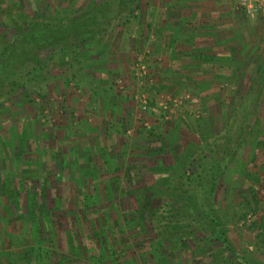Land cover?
I'll use <instances>...</instances> for the list:
<instances>
[{
	"label": "rangeland",
	"instance_id": "rangeland-1",
	"mask_svg": "<svg viewBox=\"0 0 264 264\" xmlns=\"http://www.w3.org/2000/svg\"><path fill=\"white\" fill-rule=\"evenodd\" d=\"M242 1L249 45L218 51L202 98L161 68L157 0H0V41L19 16L87 32L0 112V264H264V10ZM226 129L237 151L213 198L231 251L189 200L211 192L204 154Z\"/></svg>",
	"mask_w": 264,
	"mask_h": 264
},
{
	"label": "crops",
	"instance_id": "crops-1",
	"mask_svg": "<svg viewBox=\"0 0 264 264\" xmlns=\"http://www.w3.org/2000/svg\"><path fill=\"white\" fill-rule=\"evenodd\" d=\"M237 1L157 0L165 6L166 30L162 34L167 36L169 51L161 68L172 70L179 78L176 85L181 84L183 90L198 92L202 98L212 93L211 84L218 77V51H244L240 39L249 31L242 21L243 14L235 12ZM243 44L247 49L249 44ZM171 91H175L174 86Z\"/></svg>",
	"mask_w": 264,
	"mask_h": 264
},
{
	"label": "trees",
	"instance_id": "trees-1",
	"mask_svg": "<svg viewBox=\"0 0 264 264\" xmlns=\"http://www.w3.org/2000/svg\"><path fill=\"white\" fill-rule=\"evenodd\" d=\"M18 19L13 26L12 36L7 40L2 39L0 41V112L12 101V98L19 92H23L32 80L41 76L40 66L43 53L58 49L76 50L77 45H75L74 39L85 42L83 38H87V32L85 33L83 30L75 32L74 28L66 29L64 26L50 20L36 17L28 18L26 16H19ZM224 132L226 134L223 136L218 135L217 141L207 149L209 155L204 154L210 169H212L211 161L218 160V175L207 176L208 181L211 182V192L208 193L204 201L201 198H198V201L193 191V195L189 197V200L191 206H195L196 202H200L199 204L202 202V206L205 203L203 207H208V216L214 224L215 231L218 233V240L231 251L230 243L222 230L219 218L217 219L216 217L213 198L221 187L225 172L237 151L236 145L232 148L227 146L230 130L226 129ZM189 174L188 171H182L180 174V178L185 181V184L182 182V187L193 186V179L196 175L194 173ZM173 186H175L174 183H169V187ZM187 208L189 209L190 207ZM152 215L153 213H150L149 217L151 218ZM205 216L204 218H206ZM172 228L174 229L176 226H172ZM161 234L164 239H169L165 233L162 232Z\"/></svg>",
	"mask_w": 264,
	"mask_h": 264
},
{
	"label": "built area",
	"instance_id": "built-area-1",
	"mask_svg": "<svg viewBox=\"0 0 264 264\" xmlns=\"http://www.w3.org/2000/svg\"><path fill=\"white\" fill-rule=\"evenodd\" d=\"M242 2L247 13L251 16H255L264 10V0H243Z\"/></svg>",
	"mask_w": 264,
	"mask_h": 264
}]
</instances>
